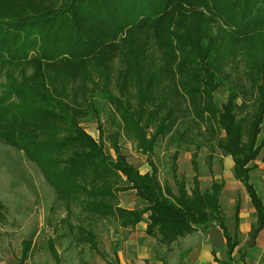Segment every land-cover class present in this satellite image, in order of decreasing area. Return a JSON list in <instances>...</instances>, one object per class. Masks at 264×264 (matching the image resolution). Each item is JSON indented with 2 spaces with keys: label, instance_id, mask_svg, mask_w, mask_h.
<instances>
[{
  "label": "trees",
  "instance_id": "16d2710c",
  "mask_svg": "<svg viewBox=\"0 0 264 264\" xmlns=\"http://www.w3.org/2000/svg\"><path fill=\"white\" fill-rule=\"evenodd\" d=\"M0 75V141L38 165L58 199L130 229L147 213L145 232L165 246L214 224L225 237L220 260L244 264L240 249L234 256L240 202L231 234L219 204L224 183L200 188L198 146L190 187L174 153L173 191L153 162L140 172L127 160L117 132L110 135L111 155L80 119L96 112L92 88H99L122 128L151 155L158 137L190 113V122L204 124L215 147L231 157L233 176L263 225L264 197L250 181L249 164L264 149V0H0ZM231 75L218 106L214 91ZM207 159L210 170L211 153ZM123 190L145 204L118 205ZM84 229L83 240L97 250L93 231ZM31 246L25 242L23 259Z\"/></svg>",
  "mask_w": 264,
  "mask_h": 264
},
{
  "label": "rangeland",
  "instance_id": "374dc122",
  "mask_svg": "<svg viewBox=\"0 0 264 264\" xmlns=\"http://www.w3.org/2000/svg\"><path fill=\"white\" fill-rule=\"evenodd\" d=\"M116 64L117 62L115 70ZM230 78L232 75L214 91V101L218 106L225 100L228 86L233 85ZM2 81L3 77L0 75V82ZM110 88L114 93H118L114 84ZM92 93L96 112L83 116L80 122L90 135L102 142L106 153L114 155L110 135L117 132V144L127 160L140 172L149 171L150 163L153 162L159 181L168 183L175 191L172 172L174 153H177V173L185 176L186 184L190 187L195 172L191 157L198 146L196 173L201 190L208 188L212 180L222 181L228 190L235 193L234 202L236 199L240 202L243 224L251 213H255L250 201L243 200L244 186L233 177L231 157L215 147L214 137L204 129V124L198 127L190 122V113H186V118L173 131L164 137H158L153 152L147 155L137 147L136 140L122 128L118 113L101 95L100 89L92 88ZM249 101L251 104V100ZM99 124L102 134L99 133ZM183 129L187 131L186 136L183 139L177 138V132ZM217 133L218 136L223 135L222 132ZM210 153L212 159L209 170L207 155ZM249 165H252L250 181L257 193L264 197V149ZM236 188L238 190H235ZM222 196L219 204L225 224L232 233L234 204L229 200V196ZM117 204L125 208H141L145 202L134 190H123L117 194ZM252 225H256L255 221ZM79 227L93 231L97 250L90 247L91 241L83 240L85 231L81 233ZM133 230L135 228L120 226L112 218L96 219L74 201L67 204L63 199H58L53 187L46 181L35 162L28 159L20 149L0 141V264H122L117 252H121L124 245L128 244L127 239ZM239 237L242 246H238L245 249L244 241L248 238V232ZM25 242L32 246L23 259ZM224 252L220 253L223 255ZM131 256L122 255V262L145 264L144 261H134ZM234 256L237 258V250Z\"/></svg>",
  "mask_w": 264,
  "mask_h": 264
},
{
  "label": "crops",
  "instance_id": "0c3cea01",
  "mask_svg": "<svg viewBox=\"0 0 264 264\" xmlns=\"http://www.w3.org/2000/svg\"><path fill=\"white\" fill-rule=\"evenodd\" d=\"M235 190L238 189L236 188ZM224 194L229 196V200L233 204H235V202L237 201L236 199V201L234 202L233 195H235V193L231 192V190H228L225 185H223L221 194L219 196V201ZM242 197L244 201H250L245 188L242 192ZM241 211L242 210L240 207L238 237L239 235L241 237L244 236V234H246L247 232L249 235L250 230L257 226V224L251 226V223L253 221L257 223L256 213H251L246 222L243 224ZM253 211L255 212V210ZM252 214L254 215L252 216ZM233 223L234 221L232 222V225ZM146 224L147 213H144L141 220L136 224L135 230L130 232V235L127 239L128 244L126 246L124 245L121 252H117L118 259L122 264H125V262H122V255L125 254H130L132 255L131 257L134 261H144L145 264H224L220 259L225 258L224 251L226 250V246L224 245V247L222 248L212 247L206 231L202 229L194 230L193 232L188 233L182 237H178L176 240L171 242L170 245L165 246L155 242V238L145 232ZM227 230L228 232L230 230L228 226ZM223 240L225 243L224 236ZM246 240L244 241L245 245ZM239 246H242L240 245V242ZM239 246L237 245L235 250L240 249L243 252L244 264H264V224H261V228L256 232L255 240L252 246L246 245L245 249H241V247ZM220 252H224V254L222 255ZM167 255L168 257H166ZM108 260L111 262L110 257L108 258Z\"/></svg>",
  "mask_w": 264,
  "mask_h": 264
},
{
  "label": "water",
  "instance_id": "95a60500",
  "mask_svg": "<svg viewBox=\"0 0 264 264\" xmlns=\"http://www.w3.org/2000/svg\"><path fill=\"white\" fill-rule=\"evenodd\" d=\"M260 228H261V224H258L256 227L250 230L248 239L246 240L247 246L253 245L255 240V234ZM206 232L212 247L214 248L224 247L225 243L223 240L221 230L219 228H217L214 224H211L210 228Z\"/></svg>",
  "mask_w": 264,
  "mask_h": 264
}]
</instances>
